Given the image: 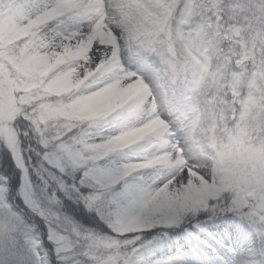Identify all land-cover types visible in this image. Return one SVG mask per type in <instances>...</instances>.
<instances>
[{
	"label": "snow or ice",
	"instance_id": "6c2138e0",
	"mask_svg": "<svg viewBox=\"0 0 264 264\" xmlns=\"http://www.w3.org/2000/svg\"><path fill=\"white\" fill-rule=\"evenodd\" d=\"M0 264H264V0H0Z\"/></svg>",
	"mask_w": 264,
	"mask_h": 264
},
{
	"label": "trees",
	"instance_id": "16d2710c",
	"mask_svg": "<svg viewBox=\"0 0 264 264\" xmlns=\"http://www.w3.org/2000/svg\"><path fill=\"white\" fill-rule=\"evenodd\" d=\"M169 234H171L170 230H169ZM155 244H156V241H153L152 245H149L148 247H152ZM144 255H146V256H148V257H150L152 259H159L158 254L156 252H154V251L153 252H146V253H144Z\"/></svg>",
	"mask_w": 264,
	"mask_h": 264
}]
</instances>
